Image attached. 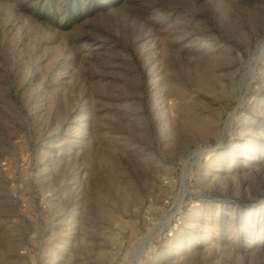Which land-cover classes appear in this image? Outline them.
<instances>
[{"label": "rangeland", "instance_id": "rangeland-1", "mask_svg": "<svg viewBox=\"0 0 264 264\" xmlns=\"http://www.w3.org/2000/svg\"><path fill=\"white\" fill-rule=\"evenodd\" d=\"M31 256L264 264V0H0V264Z\"/></svg>", "mask_w": 264, "mask_h": 264}, {"label": "built area", "instance_id": "built-area-1", "mask_svg": "<svg viewBox=\"0 0 264 264\" xmlns=\"http://www.w3.org/2000/svg\"><path fill=\"white\" fill-rule=\"evenodd\" d=\"M18 161H19V165L22 166V168H24L19 175L21 176L20 181L34 183L33 192L36 202L35 213H37L38 215L45 214L46 211H48L49 209L50 200L53 198L52 192L49 190L42 189L41 186L39 185L38 181L40 180L41 175L37 173H32V171L30 170V166H31L30 164L32 163L31 160H27L26 158L21 157L13 165H15ZM21 253L29 255V253H31V249L24 248V250L21 251ZM28 262H29L28 264H39V259L37 257L35 258L31 256Z\"/></svg>", "mask_w": 264, "mask_h": 264}, {"label": "bare ground", "instance_id": "bare-ground-1", "mask_svg": "<svg viewBox=\"0 0 264 264\" xmlns=\"http://www.w3.org/2000/svg\"><path fill=\"white\" fill-rule=\"evenodd\" d=\"M69 258V257H68ZM66 264H73L70 260L68 261V263H66Z\"/></svg>", "mask_w": 264, "mask_h": 264}]
</instances>
